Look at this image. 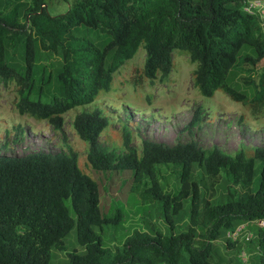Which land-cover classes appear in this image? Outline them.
Returning <instances> with one entry per match:
<instances>
[{"label":"trees","instance_id":"16d2710c","mask_svg":"<svg viewBox=\"0 0 264 264\" xmlns=\"http://www.w3.org/2000/svg\"><path fill=\"white\" fill-rule=\"evenodd\" d=\"M245 1L75 0L50 16L46 0H15L8 12L0 10V83L14 81L18 115L62 132L63 115L109 94L114 74L140 48V78L151 85L169 78L179 50L195 65L192 84L201 97L221 93L246 109L264 110V21L243 10ZM36 73L41 81L56 75L57 93L48 101L30 98ZM199 122L196 110L184 130ZM72 125L88 143L89 165L130 172L132 194L143 204L157 203L171 232L135 229L105 247L104 228L122 215L102 213L100 186L78 169L69 146L67 154L0 156V264H50L51 250L64 251L73 229L82 251L66 252L61 264H213L218 240L233 246L229 234L264 219V147L227 155L194 140L172 146L143 140L138 152L123 128L125 153L117 154L99 143L109 125L101 110L76 115ZM204 176L221 178L211 199ZM187 201L186 227L175 233L173 218ZM254 232L247 242L256 250L255 264H264V228Z\"/></svg>","mask_w":264,"mask_h":264},{"label":"rangeland","instance_id":"374dc122","mask_svg":"<svg viewBox=\"0 0 264 264\" xmlns=\"http://www.w3.org/2000/svg\"><path fill=\"white\" fill-rule=\"evenodd\" d=\"M1 12L10 10L15 0H1ZM75 0H46L45 10L50 16L65 13ZM173 70L169 78L151 85L141 77L145 57L140 48L136 55L114 74L112 91L103 95L94 103L76 107L63 115L62 132H56L45 121L36 122L26 116L18 115L13 109L17 94L14 81L8 86L0 83V156L22 157L28 154L44 152L67 154V146L76 154L78 169L100 186V206L102 213L112 217L119 212L122 220L115 226H107L102 233L105 247H114L135 229L149 231V228L162 233L171 232L163 217L158 212L157 203L143 204L137 195L130 191V172L115 175L111 172L94 170L87 162L88 143L79 139L72 122L82 112L101 110L108 118L109 125L99 137V143L109 151L125 153L122 144L123 128L132 135V147L141 151V142L149 140L168 146L177 143L196 141L203 149L219 147L223 153L234 155L240 149L251 150L264 147V110L246 109L241 104L231 102L225 95L216 93L212 98L201 97L193 88L192 72L195 65L183 51L177 50L172 55ZM54 61V59H53ZM50 64L49 62H43ZM40 80V74H34V87L31 99L39 98L42 102L50 100L57 93L55 73L51 78ZM141 79L139 85L134 81ZM50 79L49 82H47ZM200 111V122L190 132L184 127L190 122L193 113ZM62 134L66 142L62 140ZM220 177H205L206 191L211 199ZM173 178L168 181L171 187ZM169 189V188H168ZM188 205L179 217L173 218V232L185 229L188 221ZM256 226L245 224L227 237L233 243L228 246L225 239L215 243L212 256L213 264H255L256 250L246 241L254 238ZM64 251L51 250L50 264H61L66 260V252L82 249L76 243L73 229L63 239ZM240 249L237 254L236 250Z\"/></svg>","mask_w":264,"mask_h":264},{"label":"built area","instance_id":"2783aa9c","mask_svg":"<svg viewBox=\"0 0 264 264\" xmlns=\"http://www.w3.org/2000/svg\"><path fill=\"white\" fill-rule=\"evenodd\" d=\"M243 10L247 14L257 17L259 19V22L261 24H263V21H264V0H246L245 5L243 7ZM252 224H254L257 228L263 229L264 228V219L256 220ZM249 239H251V237L247 236L246 241H248Z\"/></svg>","mask_w":264,"mask_h":264}]
</instances>
